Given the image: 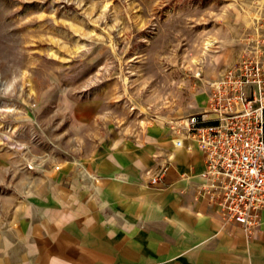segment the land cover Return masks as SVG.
<instances>
[{"label":"rangeland","instance_id":"374dc122","mask_svg":"<svg viewBox=\"0 0 264 264\" xmlns=\"http://www.w3.org/2000/svg\"><path fill=\"white\" fill-rule=\"evenodd\" d=\"M262 19L264 0H0V219L60 161L203 110Z\"/></svg>","mask_w":264,"mask_h":264},{"label":"crops","instance_id":"0c3cea01","mask_svg":"<svg viewBox=\"0 0 264 264\" xmlns=\"http://www.w3.org/2000/svg\"><path fill=\"white\" fill-rule=\"evenodd\" d=\"M165 128L148 143L137 134L105 140L13 193L0 264H264V215L251 238L224 223L197 197L203 153L176 146ZM166 162L161 185H151L148 171Z\"/></svg>","mask_w":264,"mask_h":264},{"label":"built area","instance_id":"2783aa9c","mask_svg":"<svg viewBox=\"0 0 264 264\" xmlns=\"http://www.w3.org/2000/svg\"><path fill=\"white\" fill-rule=\"evenodd\" d=\"M166 124L176 146L203 153L197 197L252 237L264 215V19L239 58L211 83L204 109ZM169 167L149 170V183L161 185Z\"/></svg>","mask_w":264,"mask_h":264}]
</instances>
